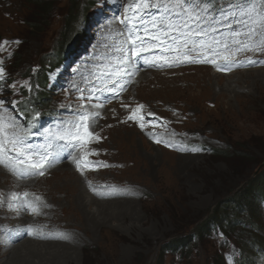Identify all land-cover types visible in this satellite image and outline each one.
I'll use <instances>...</instances> for the list:
<instances>
[{"label": "rangeland", "instance_id": "1", "mask_svg": "<svg viewBox=\"0 0 264 264\" xmlns=\"http://www.w3.org/2000/svg\"><path fill=\"white\" fill-rule=\"evenodd\" d=\"M23 1L26 2L0 0V39L21 41L9 45L8 53L16 52L22 61L15 62L20 67L16 71L8 64L13 78L30 66L41 68L42 57L64 42L63 16L72 2L56 0L43 32L28 34L22 23V17L27 15ZM91 1L82 0L83 4ZM262 53L247 51L241 58L252 57L240 61L254 59L257 63H246L227 72L220 70L224 75L207 68L141 74L123 99L129 104H144L164 120L171 118L175 122V128L169 131L171 140H165L160 132L145 140L137 129L122 124L123 113L118 105L104 113L97 127V131L104 127V142L94 145L101 137L98 136L93 146L102 160L118 166L88 178L97 187L99 183L128 185L131 191L127 198L120 194L113 200L95 199L88 194L87 183L65 164L32 184L26 180L8 183V176L0 170V224L7 215L2 198L7 202L13 192L26 189L34 193L31 201L43 218L37 224L52 234L59 233L58 237H67L60 242H54L53 235L44 243L22 240L12 249H0V264H213L220 252L232 253L238 248L248 256L255 243L264 250L261 222L251 228L236 225L234 233L223 230L220 236H206L195 244L193 256L162 253L164 245L191 234L216 205L229 200L258 170L254 164L241 170L243 164L227 156L212 158L204 147L231 153L234 146L249 154L247 164H264V153L257 151L264 148ZM52 99L57 97L49 102ZM168 141L179 149L176 153L165 151ZM194 142L203 147L191 150ZM186 144L188 147L184 148Z\"/></svg>", "mask_w": 264, "mask_h": 264}, {"label": "snow or ice", "instance_id": "2", "mask_svg": "<svg viewBox=\"0 0 264 264\" xmlns=\"http://www.w3.org/2000/svg\"><path fill=\"white\" fill-rule=\"evenodd\" d=\"M119 23L124 27L117 36L123 39L113 38L110 46L112 55L108 62L97 65L87 78L89 83L95 80L103 85L102 89L94 85L89 99L94 98L95 91L109 92L115 88L123 90L128 78L138 70L136 62L144 53H152L143 57L152 67L210 63L218 71L227 72L243 67L246 63H257L254 59L238 61L235 59L237 55L246 51L264 52V0H227L226 3L225 0H128ZM221 26L226 31L221 32ZM155 48H159L161 53L175 55L170 59L163 55L157 56L152 52ZM158 59H163L164 63H155ZM2 77L3 69L0 68V78ZM78 90L81 93L85 91L84 88ZM3 111L0 102V165L22 179L43 176L47 167L59 162L62 148L70 149V156L78 148H84L94 138V133L89 131V121L94 119V115H98L86 111L75 113L72 121L64 122L54 131L45 132L47 143L37 148L29 143V138L37 133L31 127L25 128L18 124L14 117L6 118ZM129 119H137L136 114L133 113ZM89 154L85 152L80 159L73 157V162L82 175L84 168L89 167ZM28 196L27 192L22 196L11 194L13 202L19 203L26 210L30 208L33 214H39L34 201L24 199ZM35 200L39 201L40 197H35Z\"/></svg>", "mask_w": 264, "mask_h": 264}, {"label": "trees", "instance_id": "3", "mask_svg": "<svg viewBox=\"0 0 264 264\" xmlns=\"http://www.w3.org/2000/svg\"><path fill=\"white\" fill-rule=\"evenodd\" d=\"M76 1L77 0H72L71 8L65 16L64 34L66 37L61 44L62 48L66 47L72 39L71 33L73 32V26L77 16ZM26 2L23 1L27 9L26 17H22L23 25L28 29V34L36 32L42 33V27L47 25L51 19L56 0H26ZM17 57L18 55H15V62H17V59L19 63L22 62L21 59ZM232 147L231 153H228L230 152L228 150H216L212 158L222 155L230 159H238L239 163L243 164L241 170L247 169L253 164V168L260 166V163L247 164L251 159L249 154L245 152V150H240L235 147L233 149ZM257 151L264 153V148ZM235 173L239 174L240 171L235 170ZM259 200H264V165L245 183V186L234 193L229 200H225L216 205L211 210L210 215L202 221L200 225H197L191 234L180 239H175L171 243L164 245L162 247V249H164L162 252L169 250L171 253L179 251L181 254H191L195 244H199L204 237L209 235L211 227L221 228L222 230H228L234 233L236 230L234 225L245 223L249 228L259 225L261 220L260 208L258 206ZM213 264H222L221 258L218 256Z\"/></svg>", "mask_w": 264, "mask_h": 264}, {"label": "bare ground", "instance_id": "4", "mask_svg": "<svg viewBox=\"0 0 264 264\" xmlns=\"http://www.w3.org/2000/svg\"><path fill=\"white\" fill-rule=\"evenodd\" d=\"M144 79H145V78H144ZM147 79H148V78H147ZM147 79H145V81H146ZM143 81H144V80H143ZM145 81H144V82H145ZM147 81H148V80H147ZM0 170H1V169H0ZM55 170H56V169H55ZM1 173H2V172L0 171V178H2V180H3V177L1 176ZM50 173H52V172H50ZM4 174H5V173H4ZM4 182L6 183V181H4ZM8 182H9V181H8ZM57 183H59V182H57ZM61 185H63V186H61V187H64V186H65L64 184H61ZM6 187H7V184H6ZM58 187L60 188V186H58ZM55 188H57V187H55ZM59 188H58V190H61V189H59ZM62 191H63V190H62ZM63 192H64V191H63ZM113 196H114V197H117V196L121 197L122 195L120 196V194H114Z\"/></svg>", "mask_w": 264, "mask_h": 264}]
</instances>
